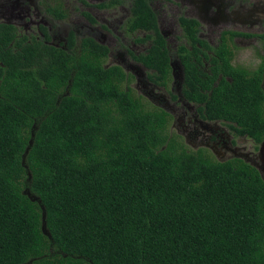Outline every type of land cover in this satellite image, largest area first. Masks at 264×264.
Instances as JSON below:
<instances>
[{
    "label": "trees",
    "instance_id": "1",
    "mask_svg": "<svg viewBox=\"0 0 264 264\" xmlns=\"http://www.w3.org/2000/svg\"><path fill=\"white\" fill-rule=\"evenodd\" d=\"M178 21L189 45L177 49L182 96L257 149L264 64L232 63V38L251 34L224 30L212 47L196 19ZM126 26L146 32L137 59L167 87L169 50L149 0H131ZM78 45L68 53L0 23V264H264L260 171L188 148L165 109L103 65L104 45L88 36Z\"/></svg>",
    "mask_w": 264,
    "mask_h": 264
},
{
    "label": "flooded vegetation",
    "instance_id": "2",
    "mask_svg": "<svg viewBox=\"0 0 264 264\" xmlns=\"http://www.w3.org/2000/svg\"><path fill=\"white\" fill-rule=\"evenodd\" d=\"M129 1L128 8L123 6L124 13L110 21L107 18V14L106 17L103 16L104 14L97 15L95 13L93 15L91 10L111 9L122 4L123 1L115 0L114 2V0H105L92 3L90 0H0V19H3L0 23L12 24L16 28L17 36H25L27 41L35 38L68 53H72L73 51L78 52L80 50V46L78 45L80 39L87 36L91 37L107 48L106 57L103 62L105 67L111 66V64L118 65L125 73V80H128V83L134 80V89L145 96L149 102L161 101L164 106L171 109L169 114L173 120L172 124L174 123V119L176 122L177 118L179 123L177 132L181 133L185 141L188 142V138H190L194 143H203V147L209 149L219 158L229 155L231 157L242 156L244 160L260 164L264 168L263 156L259 153L260 145L255 149L253 142L251 150L246 151V148H241L243 146L237 145L238 138L242 137L243 140H247L248 137L235 134L228 125L226 126V124L220 121L203 119L199 113L198 105L185 100L182 96L181 86L184 80V71L177 49L181 43H184L189 48V45H187L185 39L182 37L178 21L179 17L184 15H180L177 19L180 34L174 32L175 24L173 20L172 25H169L171 31L176 35L174 49H171V45L168 43V38L166 37V31L163 30L164 19L161 13H159L163 9L161 8L163 2L170 6L169 9L173 6L174 13L180 11L181 8H186L184 11L185 15L187 13L190 15L186 17L194 18L199 23L197 36L206 40L210 46L215 47L220 42L221 32L224 31H219L220 26L236 24V22H239L243 26H251L253 25L254 18L261 17L258 10L255 7L248 8L246 6L248 0H162L159 2L160 7L156 5L154 8L152 0H149L151 8L156 14L158 29L167 43V50H169L171 84L169 82L170 86L166 87L155 82L154 75L152 74L153 71L137 59L141 54L147 52L151 42L150 39L146 38L145 31L127 30L126 22L130 15L131 6V0ZM103 2H112L113 4L107 7H99L98 4ZM250 2L252 5H264L263 0L256 3L254 1ZM58 6L61 7L63 16L56 17L54 15V7ZM83 6L86 10H82ZM85 13L91 14L94 21H90L85 16ZM73 14L78 16L75 17ZM164 14H166V11H163ZM68 18H70L71 22L69 26L65 27L64 21ZM52 22L59 23L60 25H55ZM121 23L124 27L123 31L119 32L118 29L122 27ZM205 25H207L206 28L204 27ZM111 29L120 34H118L120 42L117 44H115V39L111 37V33H113ZM71 32L76 39L74 45H69L67 42V37ZM124 32L133 35L131 45L127 44L126 40H124ZM242 36L244 35L234 36L232 40L234 41L237 37ZM113 46L114 53L112 51ZM111 60L115 62L112 63ZM160 87L167 92L176 90V100L170 92H166L170 97V102L164 95L156 94L155 89ZM173 105L175 106L173 107ZM177 105H180V107H177ZM177 108H180L181 112L178 117H175L177 114L174 111ZM223 125L226 128H223ZM193 142H190V144L193 145Z\"/></svg>",
    "mask_w": 264,
    "mask_h": 264
},
{
    "label": "rangeland",
    "instance_id": "3",
    "mask_svg": "<svg viewBox=\"0 0 264 264\" xmlns=\"http://www.w3.org/2000/svg\"><path fill=\"white\" fill-rule=\"evenodd\" d=\"M90 1L92 3H97L99 1L102 2V1H105V0H90ZM121 1H123L122 4H119V5L115 6V7H112L111 9H107V10L106 9H101V10H96V11H94L92 9L91 12H93L92 13L93 15L95 13H97V15L104 14L103 15L104 17H106V14H107L108 20L111 21V20H113L115 18H118L119 16H121L124 13L123 6L125 8H128L130 1L129 0H121ZM161 1L162 0H152L151 2H152L153 8L156 7V5H157V7H160L159 2H161ZM250 1H252V2L254 1L256 3V2H258L260 0H248V3L246 4V6L248 8L255 7V9H257L258 13L261 15V17H259V18H254L253 19L254 20L253 25H251V26H243L239 22H236V24H227V25L220 26L219 27V31H222V30H225V29H227V30L229 29V30H236V31H241V32L247 33V34H251V35H244L242 37H237L233 41L232 45L234 47V58H233L232 63L237 65V66H241L243 68H246V69H249V70H253L257 66H259L260 64H264V38H261V37L258 36V35L264 33V5H260V6L252 5V3ZM169 7L170 6L168 4L163 2L162 6H161V8H163V9H162L161 12L159 11V13H161L162 18L164 19V21H163V30L166 31V37L168 38V43L171 45V49H174L173 47L175 46V42L174 41H175L176 35L171 31V28H170V26L172 25V20L174 21V24H175L174 29H173L174 32L180 34L179 33L180 28H179L178 23H177L178 17L180 15H184V16H190V15L188 13H187V15H185L184 11H185L186 8H181L180 11L174 13L173 12V6H171L170 9H169ZM82 10H86V8L83 6ZM75 11H77V9H75ZM163 11H166V14L163 15ZM77 16H75V17H77ZM81 20L84 21L83 18H81ZM0 21H3V19H0ZM70 22H71L70 18L66 19L64 21V26L65 27L69 26ZM53 24L56 25V24H59V23H55L54 22ZM94 25H97V24H94ZM206 26L207 25H205L204 27L206 28ZM123 27H124V25L122 24V27H120L118 29L119 32L123 31ZM111 31L114 33V34L111 33V37H113V39H115V41H116L115 44H117L118 42H120V39H119V35L120 34L118 32L116 33L112 29H111ZM123 35H124V38H125L124 40H126V43L131 45V39H132L133 35L125 33V32L123 33ZM112 51L114 53V46H113ZM111 61H112V63L115 62L114 60H111ZM170 84H171V82H170ZM170 84L168 86H170ZM129 86H131V88L135 91V93L140 95L143 98V100L146 101L150 106L163 107V109H165L168 113H170L171 109L166 107V106H164L161 101L160 102L159 101H154V103L153 102H149L145 98V96L140 94V92L138 90H135L134 89V87H135L134 80H131L129 82ZM155 91H156V94L164 95L165 98H167L169 100V102H170V97H169V95L167 93L170 92L172 97H173V95H175L176 92H177L176 90L167 92V91H164L161 87L155 89ZM154 100H156V99H154ZM171 100H173V99H171ZM174 106L175 105H173V107ZM177 107H180V105H177ZM174 112L177 114L175 117H178L180 115L181 110H180V108H177L176 111H174ZM177 120L178 119L176 118V122H175V119H174V123L172 124L173 120L171 119L168 128L171 131L177 133L188 148H190L192 150H196V149H198L200 147H203L204 146L203 143H201V144L200 143L198 144V142L194 143L193 140L190 139V138H188V142L184 140V138L181 135V133L177 132L178 127H179V123H178ZM221 125H222V123H221ZM223 128H226V127L223 125ZM190 142H193L194 144L191 145ZM252 144H253V141L250 138H247V140H243L242 137H241V138H238V140H237V145L238 146H243L241 148H246V151L252 149ZM203 148H205V147H203ZM205 151L208 152V154L210 156L213 155L214 158H216L218 160H225V159L231 158V155L226 156L224 158H222V157L219 158V157L215 156L209 149H206ZM241 151H243V150H241ZM254 164L258 167L262 177L264 178V168H262L260 164H257V163H254Z\"/></svg>",
    "mask_w": 264,
    "mask_h": 264
},
{
    "label": "water",
    "instance_id": "4",
    "mask_svg": "<svg viewBox=\"0 0 264 264\" xmlns=\"http://www.w3.org/2000/svg\"><path fill=\"white\" fill-rule=\"evenodd\" d=\"M259 153H261V155L263 156L262 157V160L264 161V140L262 141V143L260 144V147H259ZM238 157H242V156H238ZM252 165H254L257 169L258 167L250 162ZM259 170V169H258ZM260 171V170H259ZM42 231L45 233V234H49V232L46 230V222H45V211L43 210V207H42Z\"/></svg>",
    "mask_w": 264,
    "mask_h": 264
}]
</instances>
